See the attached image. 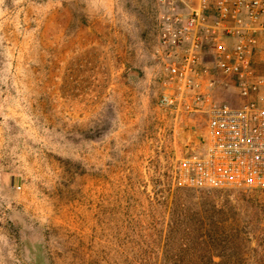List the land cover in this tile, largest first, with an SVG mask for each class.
<instances>
[{
  "label": "rangeland",
  "instance_id": "374dc122",
  "mask_svg": "<svg viewBox=\"0 0 264 264\" xmlns=\"http://www.w3.org/2000/svg\"><path fill=\"white\" fill-rule=\"evenodd\" d=\"M156 15L154 0H0V264H159L171 215L210 206L264 255V191L172 181L189 134L158 105Z\"/></svg>",
  "mask_w": 264,
  "mask_h": 264
},
{
  "label": "built area",
  "instance_id": "2783aa9c",
  "mask_svg": "<svg viewBox=\"0 0 264 264\" xmlns=\"http://www.w3.org/2000/svg\"><path fill=\"white\" fill-rule=\"evenodd\" d=\"M166 75L158 105L180 129L172 181L264 191V0H154ZM262 59L261 75L254 58ZM234 82L236 102L219 94Z\"/></svg>",
  "mask_w": 264,
  "mask_h": 264
},
{
  "label": "trees",
  "instance_id": "16d2710c",
  "mask_svg": "<svg viewBox=\"0 0 264 264\" xmlns=\"http://www.w3.org/2000/svg\"><path fill=\"white\" fill-rule=\"evenodd\" d=\"M222 213L210 206L171 215L159 264H264L263 251L248 245L253 233Z\"/></svg>",
  "mask_w": 264,
  "mask_h": 264
},
{
  "label": "water",
  "instance_id": "95a60500",
  "mask_svg": "<svg viewBox=\"0 0 264 264\" xmlns=\"http://www.w3.org/2000/svg\"><path fill=\"white\" fill-rule=\"evenodd\" d=\"M186 129H189L198 139H201L200 133L196 132L195 128L193 126H190V127L186 128Z\"/></svg>",
  "mask_w": 264,
  "mask_h": 264
}]
</instances>
